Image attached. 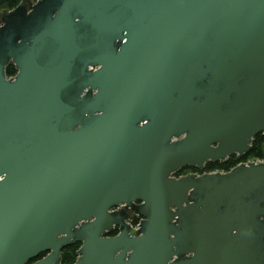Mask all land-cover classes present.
<instances>
[{"label":"water","instance_id":"obj_1","mask_svg":"<svg viewBox=\"0 0 264 264\" xmlns=\"http://www.w3.org/2000/svg\"><path fill=\"white\" fill-rule=\"evenodd\" d=\"M0 17V264H60L73 243V264H264V162L172 176L264 134V0ZM119 205L143 217L135 234Z\"/></svg>","mask_w":264,"mask_h":264},{"label":"trees","instance_id":"obj_2","mask_svg":"<svg viewBox=\"0 0 264 264\" xmlns=\"http://www.w3.org/2000/svg\"><path fill=\"white\" fill-rule=\"evenodd\" d=\"M35 2L36 0H32ZM23 0H0V11H9L15 8L17 5H19ZM16 69L12 63H9L6 67V75L8 77H12L16 74ZM263 144H264V135L262 133L257 134L252 142L251 147L248 152H246L241 157H238L236 154H230L225 161L219 162H211L207 161L203 168L197 169V168H191V167H184L177 171L174 175L180 176L184 171H191L194 173H204V172H214V171H220V172H227L239 163L246 162L249 158H252L253 160L256 159H262L264 160V150H263ZM116 231L109 233V235H114ZM80 247V243H73L71 245L66 246L61 251V260L60 264H73L75 260L77 259V250ZM43 255L39 256V259L43 257ZM35 260L30 261V263L34 262Z\"/></svg>","mask_w":264,"mask_h":264},{"label":"flooded vegetation","instance_id":"obj_3","mask_svg":"<svg viewBox=\"0 0 264 264\" xmlns=\"http://www.w3.org/2000/svg\"><path fill=\"white\" fill-rule=\"evenodd\" d=\"M24 2V1H23ZM25 3V2H24ZM263 134V133H262ZM264 135V134H263ZM250 162H264V160H262V159H258V160H256V161H250ZM250 162H247L246 164H248V163H250ZM206 163V162H205ZM204 163V164H205ZM185 167H189V166H185ZM184 168V167H183ZM191 168H194V167H191ZM195 168H197V167H195ZM203 168V167H202ZM202 168H197V169H202ZM182 169V168H181ZM180 170V169H179ZM178 170V171H179ZM188 174H192V173H194V172H191V171H189L188 170ZM214 172H220V171H214ZM205 173H213V172H204V173H199V175H201V174H205ZM175 174V173H174ZM172 175L173 177H175V178H178V177H180V176H183V175H180V176H175V175ZM138 204V203H137ZM136 205V204H135ZM111 212H114V213H118V214H122V215H124L125 216V218H126V224L128 225V227H129V230H130V233L133 235V234H135L136 232H138V230H139V228H140V225H141V223H142V221L140 222V224H139V227H138V229L135 231V230H132L131 229V226H130V224L128 223V220L130 219V218H134V219H138L139 217L143 220V217L142 216H140L135 210H134V208L133 207H126V206H117V207H114V208H112L111 210H110ZM136 222H133V224H135ZM114 231H116V233L114 234V235H110V236H115V235H117L118 233H119V228H118V226H114L113 227V231L112 232H114ZM111 232V233H112ZM109 235V234H108Z\"/></svg>","mask_w":264,"mask_h":264},{"label":"built area","instance_id":"obj_4","mask_svg":"<svg viewBox=\"0 0 264 264\" xmlns=\"http://www.w3.org/2000/svg\"><path fill=\"white\" fill-rule=\"evenodd\" d=\"M141 221H142V219L140 217L138 219L130 218L128 220V223L130 224L131 229L136 231L138 229L139 224H140ZM133 222H136V223L133 224Z\"/></svg>","mask_w":264,"mask_h":264},{"label":"rangeland","instance_id":"obj_5","mask_svg":"<svg viewBox=\"0 0 264 264\" xmlns=\"http://www.w3.org/2000/svg\"><path fill=\"white\" fill-rule=\"evenodd\" d=\"M26 4H28V2L29 3H31V2H33L32 0H23ZM0 19H1V17H0ZM0 24H1V21H0ZM256 160H258V159H256ZM256 160H253L252 158H249L245 163H247V162H250V161H256ZM244 163V162H243ZM189 172L188 171H184L183 173H182V175H186V174H188ZM191 174V173H190ZM192 174H197V175H199V173H192Z\"/></svg>","mask_w":264,"mask_h":264}]
</instances>
